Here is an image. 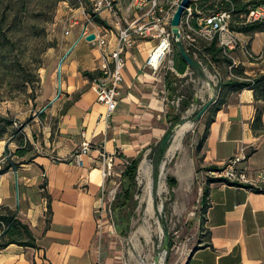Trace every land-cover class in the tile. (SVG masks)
Segmentation results:
<instances>
[{
  "label": "crops",
  "instance_id": "crops-1",
  "mask_svg": "<svg viewBox=\"0 0 264 264\" xmlns=\"http://www.w3.org/2000/svg\"><path fill=\"white\" fill-rule=\"evenodd\" d=\"M99 17L100 30L108 32L109 49H113L118 25L107 11ZM66 30L70 33H65V54L82 37L81 25L70 24ZM238 32L255 56L240 46L229 58L246 75L258 79L264 75V30ZM157 44V39H138L126 53L125 81L109 124L107 108L92 88L93 77L100 72L102 50L82 37L65 59L63 102L54 105L62 112L57 126L49 128L46 148L30 139L38 153L22 158L34 156L17 170L0 174V209L9 206L18 211L34 231L37 247L13 243L0 252V264H127L122 248L110 244L106 228L110 221L100 209L103 154L111 156L115 165L125 159L129 163L161 140L170 123L165 71L156 74L145 66ZM221 64L230 73L233 65ZM228 78L221 97L206 111L209 127L200 162L209 174L245 145L249 159L243 166L250 183L216 181L220 176L209 174L202 197L203 232L189 245L182 264H264V97L251 87L235 90ZM43 82L44 100L51 101L56 94L55 73ZM258 114L262 119L256 122ZM86 141L91 151L85 165L79 166L72 157ZM117 180L115 166L104 184L107 191Z\"/></svg>",
  "mask_w": 264,
  "mask_h": 264
},
{
  "label": "rangeland",
  "instance_id": "rangeland-1",
  "mask_svg": "<svg viewBox=\"0 0 264 264\" xmlns=\"http://www.w3.org/2000/svg\"><path fill=\"white\" fill-rule=\"evenodd\" d=\"M82 1L13 0L12 5H16L8 7L10 19L16 18L18 23V32L14 36V57L34 72L39 64L42 66L37 71L40 79L35 84L36 88L34 85H29L28 89L15 87L12 93L2 87L0 89V114L14 118L15 126L23 129V133H19L16 138L8 137L1 141L0 158L11 156L23 137L36 139L38 144L46 148L44 141L48 138L49 128L57 126L62 112L59 105L56 108L54 105L61 104L63 97L61 94L46 108L50 100H44L43 81L45 79L46 84L49 75L55 73L57 97L60 86L59 64L68 41L65 30L70 27L72 19L79 16L84 18V11H89L91 0ZM115 1L124 17L133 16L131 8L134 0ZM205 44L202 42V45ZM178 57L179 47L175 41L167 65L170 64L169 60ZM193 58L203 68H190L182 76L175 73L173 85L169 90L166 88L168 114L172 119L161 140L146 151L139 163L133 197L126 204L124 196L118 202V194L123 193L121 171L128 164L126 159L115 165L119 180L106 192L104 217L110 221V226L106 227L108 238L111 245L122 248L127 264H153L158 254L163 258L162 264H182L189 245L203 232L202 197L210 173L201 166L200 160L201 141L207 130L209 113L206 112L198 120H194V117L213 97L216 100L221 97V89L225 88L230 73L223 64L211 63L199 53ZM165 82L166 78L163 85L167 87ZM186 102L190 103L183 111ZM177 114H181V117L175 121ZM184 118H188L187 122L192 127L184 135L181 145L171 152L179 127L177 124ZM173 128L175 130L166 150L160 153L163 138ZM39 150L46 152L40 145ZM37 153L38 149L34 146L31 154ZM158 160L160 165L157 174L155 163ZM119 226L124 230V235L120 234ZM166 227L174 242L168 252L163 250Z\"/></svg>",
  "mask_w": 264,
  "mask_h": 264
},
{
  "label": "built area",
  "instance_id": "built-area-1",
  "mask_svg": "<svg viewBox=\"0 0 264 264\" xmlns=\"http://www.w3.org/2000/svg\"><path fill=\"white\" fill-rule=\"evenodd\" d=\"M82 3L83 1L80 0ZM183 0H134L132 4L133 16L126 18L121 14V9L115 0H91V9L84 11L83 19L74 18L71 25H81L82 37L95 33L96 39L92 41L102 50L101 68L98 75L92 80V88L97 93V100L106 106L105 120L108 121L115 112L119 97L122 93L125 81V68L127 64L126 53L134 47L138 39H157L158 44L149 53L146 68H150L154 73H165L168 70L174 71L182 76L175 68L174 58L169 60L173 51L176 35L172 30V20ZM201 0H192L191 4L185 8L181 22V33L188 52L194 50V55L199 53L198 42L200 39L208 42L217 41L224 53L229 56L230 52L240 46L250 56L255 55L249 50L246 43H243L236 26L252 23L264 22V3L253 6L246 13L235 12V8L210 9L200 5ZM230 1V0H225ZM109 12L118 25L117 45L109 49L110 39L108 32L100 30L97 17L103 12ZM124 20V23H123ZM66 34L70 30H66ZM234 61L233 66H236ZM232 66V67H233ZM91 151V143L84 142L82 148L73 155V162L79 166L85 165V156ZM104 155V166L102 178L104 184L114 171V159ZM249 159V149L242 146L240 151L219 170H212V175L223 177L230 182L250 183L246 168L243 166ZM103 184L102 194V215L106 209L105 197L106 186Z\"/></svg>",
  "mask_w": 264,
  "mask_h": 264
},
{
  "label": "trees",
  "instance_id": "trees-1",
  "mask_svg": "<svg viewBox=\"0 0 264 264\" xmlns=\"http://www.w3.org/2000/svg\"><path fill=\"white\" fill-rule=\"evenodd\" d=\"M13 0H0V89L4 88L7 92L12 93L15 87H23L28 89L29 85H34L39 81L38 70L41 68L39 64L35 68V72L28 70V67L24 65L20 59L14 57V36L18 32L17 19H10V14L8 12V7L13 8L16 4L12 5ZM200 5L202 7L210 9H229L234 7L235 12L239 13L237 18H240V13H246L251 7L257 6L264 3V0H201ZM15 9V8H14ZM97 22L101 23L102 20L98 16ZM237 31H249V30H264V22L252 23L242 26H236ZM205 42V45H202ZM198 51L201 56L208 58L211 63L221 64L222 62H227L230 66L233 65V60L226 55L222 47L217 41L208 42L200 39L198 42ZM189 54L193 57L194 50H189ZM188 67L195 69L191 66L181 55L179 51V57L175 60V68L181 73L185 74ZM231 79L229 85L235 90L244 89L247 87L258 89V96L262 95L264 97V75L260 76L258 79H253L244 73V69L240 66H233L230 70ZM94 76V75H93ZM92 76V77H93ZM175 77L174 71H167L166 74V86L167 90L173 85V78ZM94 78V77H93ZM260 84V88L259 85ZM0 98H2V92L0 90ZM14 98V96H12ZM190 102H186L183 111H185ZM44 115V114H43ZM169 116V114H168ZM181 114L175 116V121H178ZM172 116H169V121ZM262 119V115L258 114L256 122ZM16 120L10 116L0 114V141L12 137L13 139L17 137L19 133H23L21 127L15 126ZM208 127L201 141L203 145L207 134ZM166 150V148L164 149ZM34 151V144L29 138H21L17 148L12 152L11 156L6 157L4 155L0 158V174H4L11 169H18L22 163H27L32 160L34 156L22 161V158H26L31 152ZM162 153V149L159 150ZM143 155L136 158H130L127 164L123 176L122 185L123 193L118 194V202L124 196V204L128 202L129 199L133 197L134 186L136 183V175ZM161 160V159H160ZM160 160L155 163V169L157 174L159 172ZM220 168L212 169L219 170ZM211 170V169H210ZM157 179V176H156ZM216 181H226L235 185H245L241 183L230 182L229 180L219 177ZM252 187V186H250ZM261 190L264 191V188ZM118 202L116 206L118 205ZM121 205V204H120ZM204 218V217H203ZM120 234L124 235V230L119 226ZM16 243L22 246L37 247V237L30 227L29 224L25 223L18 215V211L10 208L9 206H2L0 209V252L7 248L9 245ZM174 242L170 241L169 250L172 249Z\"/></svg>",
  "mask_w": 264,
  "mask_h": 264
},
{
  "label": "water",
  "instance_id": "water-1",
  "mask_svg": "<svg viewBox=\"0 0 264 264\" xmlns=\"http://www.w3.org/2000/svg\"><path fill=\"white\" fill-rule=\"evenodd\" d=\"M191 2H192V0H183L182 1L181 5L178 7V9L174 15V18L172 20V30L176 35L175 41L177 42V45L179 47V51H180L182 57L191 66H194L198 70H202L203 67L189 54L183 40L181 39V37H182V33H181L182 16H183V13L185 11V8L188 7L191 4ZM81 38L79 40H81ZM86 39L89 41H94L96 39V34L95 33L89 34L88 36H86ZM79 40L70 48V50L64 55V57L60 61V64H59V73H60L59 93H58V96L54 98V100L49 102V104L46 106V108H48L50 105H52L54 103V101L62 94V67H63V63H64L65 59L68 57V55L71 53V51L74 49L76 44L79 42ZM215 100L216 99L213 97L209 102H207L205 104V106L203 107V109L196 114V116L194 117V120L200 119L206 113V111L209 109V107L214 103ZM187 121H188V118H184L182 120V122L178 123L177 125L180 126V125L186 123ZM174 130H175V128H173L172 130L167 132V134L165 135V137L163 138V140L161 142L160 149L164 150L166 148L167 143L171 140V138L173 136ZM170 241H171L170 231H169V228L166 227V235H165V240H164V244H163V250L165 252L169 251ZM161 258L162 257L160 256V254H158L156 256L155 262L159 263Z\"/></svg>",
  "mask_w": 264,
  "mask_h": 264
},
{
  "label": "bare ground",
  "instance_id": "bare-ground-1",
  "mask_svg": "<svg viewBox=\"0 0 264 264\" xmlns=\"http://www.w3.org/2000/svg\"><path fill=\"white\" fill-rule=\"evenodd\" d=\"M192 127V124L190 122H186L182 125H180L178 128H177V132H176V135H175V140H174V143L172 144L171 148H170V151L171 152H174L182 143V140H183V137L184 135L186 134V132ZM145 166V164H144ZM146 168V167H145ZM151 204V207H152V201L150 202ZM150 207V208H151ZM163 262V258H161L160 262L159 263H153V264H162Z\"/></svg>",
  "mask_w": 264,
  "mask_h": 264
}]
</instances>
